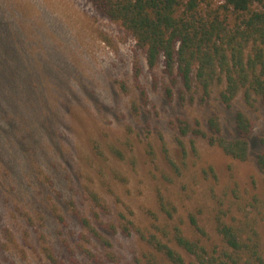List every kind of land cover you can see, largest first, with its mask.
Returning <instances> with one entry per match:
<instances>
[{
  "label": "rangeland",
  "instance_id": "374dc122",
  "mask_svg": "<svg viewBox=\"0 0 264 264\" xmlns=\"http://www.w3.org/2000/svg\"><path fill=\"white\" fill-rule=\"evenodd\" d=\"M192 77L150 69L95 0H0V264H173L137 229L191 261L175 228L220 252V223L247 245L234 264H264V102L222 103ZM238 111L245 160L179 130L214 117L234 138Z\"/></svg>",
  "mask_w": 264,
  "mask_h": 264
},
{
  "label": "trees",
  "instance_id": "16d2710c",
  "mask_svg": "<svg viewBox=\"0 0 264 264\" xmlns=\"http://www.w3.org/2000/svg\"><path fill=\"white\" fill-rule=\"evenodd\" d=\"M95 2L133 35L144 50L150 69L162 59L164 72L179 80L186 89L191 88L195 72V81L205 95L216 86H223L218 93L222 103L230 104L241 92L248 105L257 99L264 102V0H224L217 6L211 0ZM235 126L238 135L234 138L222 134L221 124L214 117L208 120V133L187 122L181 123L179 130L182 134L208 136L209 142L226 154L245 160L254 126L243 111L236 113ZM257 164L264 172V153L257 156ZM81 223L87 225L88 221L82 218ZM121 228L131 233L127 225ZM136 231L173 264H234L235 257L228 250L236 253L247 246L228 224H219L226 246L220 252L215 248L210 251L200 240L187 237L176 227L174 241L193 257L188 261L157 235L146 237L140 230Z\"/></svg>",
  "mask_w": 264,
  "mask_h": 264
}]
</instances>
